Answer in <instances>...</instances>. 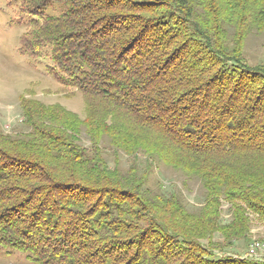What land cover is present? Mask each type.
<instances>
[{
  "label": "trees",
  "instance_id": "obj_1",
  "mask_svg": "<svg viewBox=\"0 0 264 264\" xmlns=\"http://www.w3.org/2000/svg\"><path fill=\"white\" fill-rule=\"evenodd\" d=\"M15 1L20 17L63 8L18 53L48 56L85 118L20 97L25 131L0 125V248L31 264H264L225 253L249 215L264 221V61L242 53L249 34L264 42V0ZM156 161L199 182L200 208L148 187Z\"/></svg>",
  "mask_w": 264,
  "mask_h": 264
},
{
  "label": "rangeland",
  "instance_id": "obj_2",
  "mask_svg": "<svg viewBox=\"0 0 264 264\" xmlns=\"http://www.w3.org/2000/svg\"><path fill=\"white\" fill-rule=\"evenodd\" d=\"M63 12L60 5H48L37 16L20 17V4L15 0H0V125L6 133L25 131L20 123L21 113L19 98L25 97L36 100L46 106L58 105L69 113L75 115L80 121L85 118V105L79 92L61 87L47 74V67L53 63L46 57L39 61H30L18 53L19 39L27 30L32 21H41L46 17H56ZM263 36L257 33L249 34L243 43L242 53L244 60L252 66L264 61ZM46 54H49L45 51ZM84 139V138H83ZM104 158L112 168L114 162L121 170L128 167L129 160L119 152L113 155L109 139L102 140ZM88 146L87 139L83 140ZM144 157H141L143 160ZM147 185L150 189L158 186L167 194L176 192L180 194L190 210L200 208L204 202V192L197 180L187 177L180 170L156 161L150 167ZM228 204L223 203L221 208V221L230 220ZM215 242L222 238L216 234ZM259 245V251L252 257L255 261H264V221L257 216L249 215V232L247 239L236 241L225 253L230 256L246 257L252 246ZM28 253L20 251H7L0 248V264H31ZM247 258V257H246Z\"/></svg>",
  "mask_w": 264,
  "mask_h": 264
},
{
  "label": "built area",
  "instance_id": "obj_3",
  "mask_svg": "<svg viewBox=\"0 0 264 264\" xmlns=\"http://www.w3.org/2000/svg\"><path fill=\"white\" fill-rule=\"evenodd\" d=\"M259 245L257 244V245H255V246H252L251 248H250V250H248V252H247V254H246V257H248V258H252L253 256H255L256 255V253H257V251H259Z\"/></svg>",
  "mask_w": 264,
  "mask_h": 264
}]
</instances>
